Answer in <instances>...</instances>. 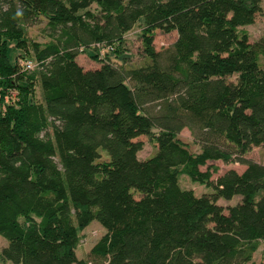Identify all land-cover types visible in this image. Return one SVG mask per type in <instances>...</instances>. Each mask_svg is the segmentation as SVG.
Listing matches in <instances>:
<instances>
[{
  "label": "trees",
  "instance_id": "1",
  "mask_svg": "<svg viewBox=\"0 0 264 264\" xmlns=\"http://www.w3.org/2000/svg\"><path fill=\"white\" fill-rule=\"evenodd\" d=\"M261 1L0 0L1 259L86 264L74 246L95 220L105 232L93 264H252L264 245V158L244 155L264 144V34L249 42L239 28ZM40 16L55 36L42 45L24 38ZM135 23L142 64L97 55ZM154 30L176 37L155 50ZM11 41L29 52L20 66L8 60ZM86 49L97 67L76 61ZM9 90L15 104L4 102ZM182 128L198 152L178 139ZM140 135L156 144L144 159ZM214 160L245 168L212 181ZM178 173L213 193L180 188ZM234 196L225 211L215 202Z\"/></svg>",
  "mask_w": 264,
  "mask_h": 264
},
{
  "label": "rangeland",
  "instance_id": "2",
  "mask_svg": "<svg viewBox=\"0 0 264 264\" xmlns=\"http://www.w3.org/2000/svg\"><path fill=\"white\" fill-rule=\"evenodd\" d=\"M140 24L135 23L134 26L123 34L121 42L116 45L114 52L109 51L106 52L103 48L99 49V54L97 55L101 57L102 55L108 57V59L116 63L123 62V65L127 66H138L145 61V56L142 52L141 48V33H140ZM243 32L247 35V39L249 42L256 41L259 37L264 34V0L260 3V11L256 13L254 16L253 22L251 24L240 27ZM55 34V33H54ZM55 36L49 30L46 25V20L40 16L39 20L30 25L24 26V38L28 41H34L39 43L40 45L47 43L52 40ZM176 33L174 31L170 32H162L160 30H154L152 36V45L155 50H159L161 48H165L169 46L175 39ZM27 47H15L14 41L9 42L7 57L10 63H16L20 66L21 55H27L26 53ZM28 51V50H27ZM26 53V54H25ZM93 51L90 49H86L83 52H80L76 56V61L80 63L83 68H94L99 65L97 61L93 58ZM25 57V56H24ZM260 64L264 65V57L259 58ZM35 66L28 70L27 73H31ZM229 80H233L234 77H229ZM9 90L8 94L4 97V102L8 104H15L17 101L16 91ZM34 99L37 101L39 98V90L36 86L34 88ZM3 102V103H4ZM153 133L156 130H152ZM178 139L183 142L187 149L190 152H198L199 146L194 139V137L189 133L186 128H182L178 134ZM141 141L142 146L141 149L137 152V157L139 159H144L152 155L156 149V144L151 135L145 136L140 135L136 138ZM244 157L250 161L261 162L264 158V144L251 147V149L244 155ZM103 158V156L101 157ZM208 164L215 166L217 168L216 172L211 174L210 179L214 181L219 175H221L227 169H233L236 172H241L245 165L231 162V163H223L220 160L208 161ZM205 166L200 167L201 170H204ZM177 183L182 189H190L196 196L201 194H211L213 193V188L211 186H206L203 184H199L197 182H192L186 175L182 173H178L177 175ZM240 199L239 196H234L229 200H225L222 198H217L215 202L218 205H221L225 211V208L229 205H233L238 202ZM104 228L95 220H92L87 226L83 229L78 230L77 233V242L74 246V253L77 260H82L86 264H93L88 258V253L90 248L95 244V242L104 234ZM6 245V240L0 236V250ZM0 262L3 264H8V261H3L0 257ZM250 263L252 264H264V245L259 242L256 250L253 252Z\"/></svg>",
  "mask_w": 264,
  "mask_h": 264
},
{
  "label": "built area",
  "instance_id": "3",
  "mask_svg": "<svg viewBox=\"0 0 264 264\" xmlns=\"http://www.w3.org/2000/svg\"><path fill=\"white\" fill-rule=\"evenodd\" d=\"M104 50H109L107 47L104 49ZM35 63L30 60V59H25L23 62H22V67L24 70H30L34 67Z\"/></svg>",
  "mask_w": 264,
  "mask_h": 264
}]
</instances>
